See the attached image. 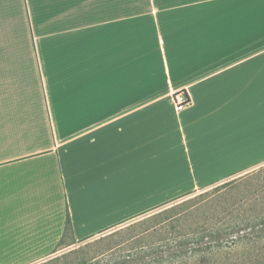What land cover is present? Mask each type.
I'll return each mask as SVG.
<instances>
[{
	"label": "crops",
	"instance_id": "0c3cea01",
	"mask_svg": "<svg viewBox=\"0 0 264 264\" xmlns=\"http://www.w3.org/2000/svg\"><path fill=\"white\" fill-rule=\"evenodd\" d=\"M248 138L264 0H0V264L49 257L67 213L78 244L221 182ZM127 196L178 197L114 222Z\"/></svg>",
	"mask_w": 264,
	"mask_h": 264
},
{
	"label": "trees",
	"instance_id": "16d2710c",
	"mask_svg": "<svg viewBox=\"0 0 264 264\" xmlns=\"http://www.w3.org/2000/svg\"><path fill=\"white\" fill-rule=\"evenodd\" d=\"M239 183L245 179L213 185L151 210L136 222L144 228L139 235L114 240L110 257L75 264H264V196L259 189L250 196H231ZM72 233L67 213L56 249Z\"/></svg>",
	"mask_w": 264,
	"mask_h": 264
},
{
	"label": "rangeland",
	"instance_id": "374dc122",
	"mask_svg": "<svg viewBox=\"0 0 264 264\" xmlns=\"http://www.w3.org/2000/svg\"><path fill=\"white\" fill-rule=\"evenodd\" d=\"M253 139L254 138H252V140ZM249 140L251 139L248 138V152H247L248 167L246 169L237 170L236 173L234 174H233V172H235L234 170H225V171L216 170V175L214 176L215 179H218L219 177L229 175L228 177H225L224 180L214 185H219L227 181L241 177L244 178L245 183H239L242 186L230 190V194H232L231 196H237L238 198L239 196H250L251 192H254L256 189H259V196H264V170L259 172L260 169L264 167V141H257L256 139V141L253 144ZM257 171L259 173H257ZM254 173L257 174L252 175ZM201 191L202 190H197L192 195L201 194L202 193ZM166 197L167 200H158L157 198H159V196H127L126 199H121L122 201H119V199L116 198L114 200V222L119 221L123 219L125 216H127V212L125 213L122 212L121 210L123 208H126L127 206L130 207L131 204L135 205V211L136 210L142 211L148 207L159 205V203L162 204L167 201H170V197H174V196H166ZM183 199L177 200L176 202L181 201ZM143 218H145V216H140L134 219H130L122 223L121 225L115 226L114 229L109 230L106 233L100 234L94 238L88 239L84 242L78 244L74 243L69 247L60 246L49 257L44 258L43 260H40L34 264H75L77 261L80 260L95 261L103 257L108 258L110 257L109 255L114 252V249L109 250V248L114 247V240L116 241L119 240L120 238L128 237L129 234H133L137 236L140 234V232L144 230V228H142L140 225L136 226V222L142 220ZM119 230L122 231L119 232ZM70 242H72V240L68 238L66 240V243H70Z\"/></svg>",
	"mask_w": 264,
	"mask_h": 264
},
{
	"label": "built area",
	"instance_id": "2783aa9c",
	"mask_svg": "<svg viewBox=\"0 0 264 264\" xmlns=\"http://www.w3.org/2000/svg\"><path fill=\"white\" fill-rule=\"evenodd\" d=\"M172 104L176 111H182L191 105V98L185 91H177L171 96Z\"/></svg>",
	"mask_w": 264,
	"mask_h": 264
}]
</instances>
